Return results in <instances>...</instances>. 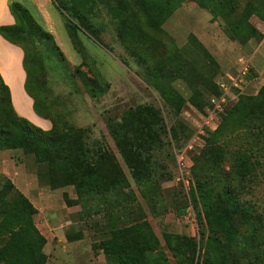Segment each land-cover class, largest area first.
Listing matches in <instances>:
<instances>
[{
  "label": "trees",
  "instance_id": "1",
  "mask_svg": "<svg viewBox=\"0 0 264 264\" xmlns=\"http://www.w3.org/2000/svg\"><path fill=\"white\" fill-rule=\"evenodd\" d=\"M74 22V31L81 29L99 40L97 12L114 20L118 38L140 68V75L154 89L171 117V132L182 136L187 127L180 116L187 102L199 108L196 99L202 91L210 97L223 95L220 87L205 75L217 62L203 43L190 34L188 42L195 53L187 57L178 48L170 51L157 48L156 36L183 2L197 3L221 19L227 37L234 42L261 43L264 35L250 22L253 16L264 22V0H248L240 8V0H57ZM9 11L15 23L0 26V36L24 52L25 89L33 99L34 113L52 123L43 130L17 114L9 87L0 74V151L18 150L34 158L38 165V181L48 187L73 186L77 201L111 195L107 202L109 220L104 238L97 245L106 264H170L160 240L146 220L113 216L114 208L127 207L122 184L107 174V165L116 162L115 154L101 143L88 141L89 131L76 129L61 120L49 103L38 98L41 92L42 69L37 54V41L54 45L51 34L35 21L22 0H10ZM43 36V37H41ZM77 36H74L75 39ZM40 41V40H39ZM156 45V46H155ZM43 62V61H42ZM45 62V61H44ZM249 80V73L245 76ZM184 82L192 95L189 101L176 89ZM90 80L89 92L97 90ZM97 92L95 93V96ZM208 107L212 109L210 98ZM203 107V106H202ZM200 107V108H202ZM61 120L59 124L56 122ZM107 130L133 181L143 191L155 186V172L149 159L140 155L146 143L154 144L165 133L161 111L145 106L124 112L110 119ZM191 134V131H187ZM205 144L192 159L191 201L198 210L201 226L199 239L185 235L165 234L164 241L176 264H264V208L260 211L244 200L263 167L264 160V87L257 95L240 96L221 114L217 129L205 137ZM240 142V146H234ZM105 165V166H104ZM228 168V170L226 169ZM121 169V168H114ZM147 191V192H148ZM129 208V209H128ZM185 208L177 209L179 217ZM37 208L7 177L0 183V264H47L46 237L35 224ZM79 236L67 234L68 241Z\"/></svg>",
  "mask_w": 264,
  "mask_h": 264
},
{
  "label": "rangeland",
  "instance_id": "2",
  "mask_svg": "<svg viewBox=\"0 0 264 264\" xmlns=\"http://www.w3.org/2000/svg\"><path fill=\"white\" fill-rule=\"evenodd\" d=\"M247 1L240 0L241 9ZM22 4L40 27L51 34L54 45L59 48L55 50L54 46L49 45L50 42L45 44L42 38L37 41L40 43L37 54L44 69L40 81L44 85L41 92H33L55 109L53 112L59 114L58 118L76 129L88 130L91 145L101 143V152L107 148L115 154L121 169H114L118 167L112 162L107 165L106 172L117 182L124 183L123 197L117 199L127 201L126 206L131 210L114 208L113 216H124L126 224L131 219L148 221L170 264H176L164 235L199 239L201 231L198 210L190 196L193 156L204 146L205 137L217 129L221 114L227 108L234 105L240 96L257 95L264 87V38L261 43L254 40L247 44L231 41L221 19L215 20L197 3L186 1L180 5L162 26L161 32L156 33L162 44L157 52L178 48L191 57L195 50L188 38L194 34L218 64L207 68L205 75L221 91H228V105L223 113L214 117L213 110L207 105L212 97L202 91L196 103L203 107L197 108L187 102L180 116L191 134L185 131L182 134L185 138H176L171 132L168 109L163 107L157 93L140 75L135 60L121 44L114 20L103 12H97L100 35L97 40L81 27L77 32L70 28L68 25L74 19L60 8L57 0H22ZM250 22L264 35V22L255 16ZM74 36L77 37L74 39ZM243 67L249 73V80L244 77ZM90 80L96 81L93 84L97 90L96 96V92H89ZM175 87L189 101L192 90L182 81L176 82ZM145 106L159 109L165 120V133L161 131V140L154 144L146 143L139 151L143 158L149 159L155 172V186L149 191H143L135 184L107 130L110 119H118L126 111ZM61 120L56 123L59 124ZM236 143L234 146L237 147L241 144L239 141ZM25 167L35 174L39 168L32 156L21 151H0V171L7 174L0 172V183L4 176L18 184L17 178ZM34 190L33 199L38 203L35 206L38 214L34 220L47 239L44 250L47 264H106L103 252L97 245L104 238L105 224L109 220L107 207L110 204L107 200L111 195L105 196L104 201L98 200L100 197L77 201L73 186L51 188L40 182ZM243 197L260 211L264 208V160L263 167L258 170L256 179ZM183 207L185 212L179 217L176 211ZM67 234L80 238L71 242Z\"/></svg>",
  "mask_w": 264,
  "mask_h": 264
},
{
  "label": "crops",
  "instance_id": "3",
  "mask_svg": "<svg viewBox=\"0 0 264 264\" xmlns=\"http://www.w3.org/2000/svg\"><path fill=\"white\" fill-rule=\"evenodd\" d=\"M10 0H0V26L13 25L15 20L9 11ZM23 50L7 42L0 36V74L11 91L13 106L17 114L27 118L29 121L39 126L43 130L52 128L51 122L39 118L33 111V99L27 94L25 89L26 72L23 67ZM6 175V172L0 171ZM11 178V177H10ZM15 185L17 188L37 207L38 203L33 199L34 188L39 181L37 174L30 169L24 168Z\"/></svg>",
  "mask_w": 264,
  "mask_h": 264
},
{
  "label": "built area",
  "instance_id": "4",
  "mask_svg": "<svg viewBox=\"0 0 264 264\" xmlns=\"http://www.w3.org/2000/svg\"><path fill=\"white\" fill-rule=\"evenodd\" d=\"M243 70H245L244 77L248 74L246 73V68L243 67ZM225 94L221 95L220 97H212L210 99L211 105L213 112V116L216 117L217 115L219 116L220 113H223L225 107L228 105V91L224 90ZM219 113V114H218Z\"/></svg>",
  "mask_w": 264,
  "mask_h": 264
}]
</instances>
